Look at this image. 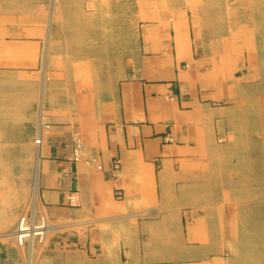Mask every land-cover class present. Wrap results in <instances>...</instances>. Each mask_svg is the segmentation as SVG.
<instances>
[{
	"label": "crops",
	"instance_id": "crops-1",
	"mask_svg": "<svg viewBox=\"0 0 264 264\" xmlns=\"http://www.w3.org/2000/svg\"><path fill=\"white\" fill-rule=\"evenodd\" d=\"M46 5L47 21L38 14ZM86 5L0 0L3 46L52 47L46 61L63 46L71 61L90 55L87 46L125 47L120 61L111 50L93 87L52 84L41 101L38 196L60 229L37 264H215L228 239L246 236L227 223L222 194L237 171V81L206 67L189 22L142 24L135 41L133 31L108 34L101 18L87 23Z\"/></svg>",
	"mask_w": 264,
	"mask_h": 264
},
{
	"label": "rangeland",
	"instance_id": "rangeland-1",
	"mask_svg": "<svg viewBox=\"0 0 264 264\" xmlns=\"http://www.w3.org/2000/svg\"><path fill=\"white\" fill-rule=\"evenodd\" d=\"M85 1L87 11H92L87 23L101 18L107 22L104 30L115 31L119 38L133 31L138 40V27L148 22H189L197 54L209 62L206 67L217 76L236 79L244 115L229 137L237 152V171H232L223 194L232 215L227 223L246 236L228 239L229 252L215 264H264V0ZM100 7L102 14L94 13ZM38 14L47 21L48 5ZM71 17L77 20L75 14ZM47 48L52 47L39 51L31 43L3 46L0 41V234L14 230L26 210L36 218L43 211L33 190L43 97L56 83L60 88L73 81L81 88L93 87L97 71L112 64L111 50L117 49L119 61L125 52L122 46H87L90 55L71 61L63 46L56 61H46ZM54 227L51 221L45 241L34 238L20 245L14 237H0V264H37L49 237L60 229Z\"/></svg>",
	"mask_w": 264,
	"mask_h": 264
},
{
	"label": "built area",
	"instance_id": "built-area-1",
	"mask_svg": "<svg viewBox=\"0 0 264 264\" xmlns=\"http://www.w3.org/2000/svg\"><path fill=\"white\" fill-rule=\"evenodd\" d=\"M41 140V138H37L36 143H41ZM73 157L77 161L83 159V146L78 136L74 140ZM117 195H120L119 191ZM17 228L20 232L19 237H17L20 245L25 244L30 239L32 241L34 238L45 241L51 228V221L44 210L38 218L36 215H31V211L26 210L20 217Z\"/></svg>",
	"mask_w": 264,
	"mask_h": 264
},
{
	"label": "bare ground",
	"instance_id": "bare-ground-1",
	"mask_svg": "<svg viewBox=\"0 0 264 264\" xmlns=\"http://www.w3.org/2000/svg\"><path fill=\"white\" fill-rule=\"evenodd\" d=\"M8 55V54H7ZM82 64V63H81ZM88 64V63H87ZM78 65V64H77ZM83 68V67H82ZM75 69V68H74ZM86 69H88V68H86ZM78 70V69H77ZM74 71H76V70H74ZM86 74V73H85ZM87 75V74H86ZM87 77V76H86ZM82 78V77H81ZM197 78V77H196ZM83 81V80H82ZM91 81V80H90ZM88 82V84H90L89 83V81H87ZM83 87V86H82ZM79 88V87H78ZM37 159H36V165H35V170H34V177H33V190L36 192V190H37V192H38V166H39V164H38V162H39V158H38V153H37V157H36ZM223 194V193H222ZM33 203V202H32ZM41 204H42V202H41ZM45 209V208H44ZM41 211V210H40ZM45 211V210H44ZM22 213V212H21ZM41 214V213H40ZM234 214V213H233ZM75 225V224H74ZM57 226V225H56ZM55 226V227H56ZM78 226V225H77ZM80 226V225H79ZM54 227V228H55ZM62 227V226H61ZM53 228V227H52ZM19 229L16 227L14 230H12L11 232H8L7 231V233H1L0 234V237H14V238H16V240H17V237H19V231H18ZM31 240V239H30ZM29 240V241H30ZM42 241V240H41ZM34 244V243H33ZM19 245V244H18ZM17 245V246H18ZM31 245H32V242H31ZM39 246H41V245H39ZM19 251V250H18ZM21 253V252H20ZM37 255V254H36ZM25 261V260H24ZM34 263V262H33ZM31 264V263H30Z\"/></svg>",
	"mask_w": 264,
	"mask_h": 264
}]
</instances>
